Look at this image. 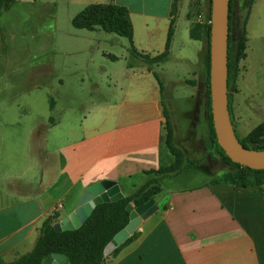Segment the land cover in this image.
Returning a JSON list of instances; mask_svg holds the SVG:
<instances>
[{"label":"crops","instance_id":"0c3cea01","mask_svg":"<svg viewBox=\"0 0 264 264\" xmlns=\"http://www.w3.org/2000/svg\"><path fill=\"white\" fill-rule=\"evenodd\" d=\"M182 1L175 7V0H16L2 10L0 75L12 73L8 69L13 58L11 44L17 32L23 31L18 27L35 28L31 36H36L37 43L51 44L54 52L52 89L60 96L72 92L73 97L79 93L90 97L86 101L80 98L74 105L53 100L50 112L57 117L45 120L43 113L35 111L43 106L36 92L46 88L43 62L40 69L39 64L35 66L34 85H29L28 77L6 85L5 90L13 93L0 99V138L10 144L15 138L43 141L35 148L36 157H30V142L25 150L37 167L36 173L31 176L29 171L34 168L28 165L21 173L7 174L5 186L0 184V258L12 261L30 252L44 220L55 212L59 219L68 216L89 185L111 179L129 195L146 181L148 171L172 165L176 158L167 145L166 111L178 112L182 107L172 102L179 100L188 101L192 107L179 110L189 127L186 135L178 119L173 121L174 144L195 163L161 180V191L155 196L157 210L143 220L135 239L107 255L106 264H264V189L213 182L218 177L213 170L221 162L210 148L205 64L208 44L205 35L192 37L194 25L202 22L200 14L194 13V0H190L183 43L184 39L187 45L201 41L202 48L194 54L179 47L176 57ZM111 3L127 7L132 41L100 27L90 30L74 24L75 16L88 5ZM249 35L248 29L247 44ZM104 44L120 45L121 51ZM132 45L139 54L150 57L167 50L168 59L147 64L132 58ZM62 54L69 57L68 67L61 62ZM173 59L181 66L175 70V79L168 72ZM195 65L200 67L199 73ZM248 75L246 68L234 82L238 118L229 90L241 138L256 128L245 135L239 130L246 121L240 113L241 103L254 111L246 93ZM176 83L183 85L185 92L174 96ZM23 116L29 120L22 123ZM20 125L21 130L2 131ZM193 137L196 140L190 143ZM195 170L207 173L208 180L185 187L164 186L167 180Z\"/></svg>","mask_w":264,"mask_h":264},{"label":"trees","instance_id":"16d2710c","mask_svg":"<svg viewBox=\"0 0 264 264\" xmlns=\"http://www.w3.org/2000/svg\"><path fill=\"white\" fill-rule=\"evenodd\" d=\"M16 0H0V16L3 9L10 8ZM179 0H175V7ZM254 0L252 1L253 4ZM252 8V5L250 9ZM212 0L208 2L207 18L211 19ZM251 12V10H250ZM245 21L243 34L238 40L236 46L232 41V21H233V0H230V37H229V75L228 85L230 90L232 75L238 76V62L246 57L247 47V30ZM74 24L80 28L96 29L100 27L109 32H115L120 36L129 38L132 41V23L127 7L118 4H90L74 18ZM171 32L168 39V46L171 40ZM192 37L201 39L205 35L207 39V52L205 55V64L207 68V88H208V117L211 130L210 148L218 153L222 161L230 168L222 176L215 177L214 183H225L233 185H259L264 189V170H256L234 162L219 145L213 123L212 101L210 91V38L211 23H196L191 31ZM236 48V49H235ZM132 55L134 58H140L147 64L164 62L168 59V51L155 57L139 54L132 45ZM234 55V62H233ZM234 73V74H233ZM229 108L232 121L233 111L229 99ZM167 117V145L175 156V162L168 167H161L158 170L147 172L146 181L139 186L134 192L125 195L123 198L98 204L93 212L81 227L73 230L56 231L53 222L59 219V213L47 217L40 227V236L33 249L12 261H5L0 258V264H42L43 260L52 253H62L67 256L69 264H106L105 248L114 236L123 229L130 221V212L127 210L129 203L141 205L148 202L152 197L160 193L161 180L172 174H178L186 167L193 165L195 162L188 160L184 153L174 144V130L170 121L168 112ZM262 126L259 125L248 133L245 137L240 138L241 143L252 149H264V138L261 132ZM237 132V130H236ZM139 232L135 231L125 242L117 246L113 251L118 250L125 244H128L138 236Z\"/></svg>","mask_w":264,"mask_h":264},{"label":"rangeland","instance_id":"374dc122","mask_svg":"<svg viewBox=\"0 0 264 264\" xmlns=\"http://www.w3.org/2000/svg\"><path fill=\"white\" fill-rule=\"evenodd\" d=\"M253 0H233V29H232V41L234 43V46L238 43L239 38L243 34L244 27H245V21L248 16V13L250 12V7L252 5ZM208 2L209 0H194L195 4V14H202L206 15L208 14ZM190 10V0H183L182 1V9L181 12H179V42L176 44L175 49V55L176 57L179 55V47H181L183 50L186 49V51L190 53H196L198 51V48H202V42L201 41H192L191 45H187V42L183 43V35L185 30L184 21L186 20V15ZM208 17V16H207ZM205 23V22H204ZM249 29L250 35H249V41L247 44V58H246V65L244 64V59H241L238 62L239 66V72L236 79L242 75L243 71L247 70L249 71V75L247 76L249 81V88H246V93L250 97V103L254 109L249 111L248 108L244 107V104H242V118L246 120L239 126V130L242 135L247 134L254 126L257 127L261 125L262 129L261 132L263 133L262 137L264 138V0H255L251 14L248 19L247 24V30ZM19 31H22L18 34H16L12 45V63L8 67L12 71L9 76H5L4 72L0 75V99L8 98L10 94H12V91H6V85H8L9 82H13L19 79H24L28 77L29 79V85L35 84V78H36V65L39 64L38 68H41V62L44 63V69H45V81H46V88L43 92H36L39 93V104L43 102V106L41 104V107L39 106L37 108L38 113H43L45 120L49 117H57L55 114L50 112V106L53 104V100H57L58 102L65 103L67 105H74L76 104L80 98H83L82 100L86 101L89 99L90 95L88 93H79L78 97H73L72 92H64L62 96H60L59 91H55L52 89V64L54 59V52L51 49V44L47 43H37L36 42V36H31V31H35V28H25L23 29L21 26L18 27ZM35 33V32H34ZM34 39V40H33ZM126 40V39H123ZM105 47L109 49H113L114 51H121L120 45L111 46V44H104ZM3 49L7 50V44H3ZM236 49V48H235ZM40 52H43L42 56L37 58V55H40ZM134 58V57H132ZM61 62L62 64L65 63V66L70 65L69 57H65L64 54L61 55ZM233 62H234V55H233ZM180 62L177 59H173L171 63L168 64V72H171L172 77L175 79L176 74L175 70L179 69ZM195 71L198 73L200 72V67L198 65L194 67ZM5 71V69H4ZM234 74V73H233ZM175 82V81H174ZM235 75H232L231 78V85H230V93L232 94V104H233V110L235 113V117L238 118V115L236 116V94H235ZM175 91H173L174 96H177L176 94L185 92L183 90V85L181 84H174ZM35 93V95H36ZM183 95V94H182ZM168 103V102H167ZM172 104H180V106L186 110L191 109V104L188 101H179L172 102ZM194 105H196V99L194 101ZM169 107V106H168ZM167 107V108H168ZM198 115H201L202 108L198 104ZM180 108L179 110H181ZM232 109V108H231ZM177 112L174 111L170 114L168 110V115L170 118L171 123L173 124L174 119H178L179 121V128L186 133L189 130V127H187V123L183 120V114L182 111ZM185 110V111H186ZM184 111V113H186ZM253 111V112H252ZM238 114V110H237ZM35 115V114H33ZM22 123L24 121H28V116H23ZM238 123V122H237ZM174 125V124H173ZM239 125V124H238ZM21 125L13 128H2V131H8V130H21ZM5 133V132H4ZM239 135V134H238ZM240 136V135H239ZM196 139L193 137L190 140V143L194 142ZM42 138L32 140H26L24 138H15V140H12V144L9 143V141L5 138H0V183L1 185L4 184V186L7 184V181L4 180V177H6L9 173H21L23 169L30 165L34 168V171H29V174L32 176L36 173V166L34 167L32 163L29 160V157L26 156L25 150L27 149V146L29 145V142L31 143L32 152L30 157H36L37 151L36 147L41 146ZM45 146H48L45 143ZM47 149V147H46ZM215 158H220V166H215L213 173H216L217 176H222L224 172L227 171L230 167L225 164L218 153H215ZM39 156V155H38ZM46 156V154H45ZM45 158V157H44ZM29 170V169H28ZM46 170V169H45ZM28 174V175H29ZM209 175L205 173L202 170H195L190 171L188 173H184L181 176H179L177 179H170L167 180L166 185H171L174 187H185V186H192L195 184L203 183L206 180H208ZM12 181V179L8 180Z\"/></svg>","mask_w":264,"mask_h":264},{"label":"water","instance_id":"95a60500","mask_svg":"<svg viewBox=\"0 0 264 264\" xmlns=\"http://www.w3.org/2000/svg\"><path fill=\"white\" fill-rule=\"evenodd\" d=\"M211 21L210 91L218 143L234 162L252 169L264 170V149L247 148L241 143L229 108L230 0H212ZM124 196L119 183L115 180L103 179L91 184L83 191L77 208L68 216L53 222V226L56 231L77 229L98 204L116 201ZM157 208L155 197L141 205L129 203L127 210L130 212V221L108 243L105 254L109 255L133 235L140 228L143 220L151 216ZM42 264L69 263L65 254L52 253L43 260Z\"/></svg>","mask_w":264,"mask_h":264},{"label":"built area","instance_id":"2783aa9c","mask_svg":"<svg viewBox=\"0 0 264 264\" xmlns=\"http://www.w3.org/2000/svg\"><path fill=\"white\" fill-rule=\"evenodd\" d=\"M199 18H200V21H201L202 23L206 22V23L209 24V23L212 22L211 19L207 18L206 15H202V14H200Z\"/></svg>","mask_w":264,"mask_h":264}]
</instances>
